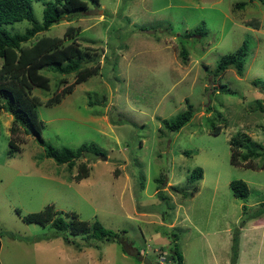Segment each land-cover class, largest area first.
<instances>
[{"label":"rangeland","instance_id":"374dc122","mask_svg":"<svg viewBox=\"0 0 264 264\" xmlns=\"http://www.w3.org/2000/svg\"><path fill=\"white\" fill-rule=\"evenodd\" d=\"M44 1L31 0L38 22ZM85 1L83 13L63 15L39 34L60 37L67 25L77 26L74 41L98 61L97 73L47 106L73 75L43 67L39 72L49 78L48 88L33 87L30 94L39 100L46 142L72 148L94 142L105 156L82 157L67 171L21 128L12 135L17 151L7 156L11 115L0 109V264H158L173 234L182 264H230L235 235V264H264V166L229 162L234 138L237 160L243 163L246 144H256L261 150L250 161L256 167L264 163V114L258 107L264 90L250 84L264 80V0ZM254 20L256 27L248 24ZM201 24L204 36L192 32ZM29 26L25 20L5 25L11 33ZM244 39L249 54L242 75L229 66L212 76L218 59ZM60 77L64 83L55 88ZM185 98L194 113L179 130H166L161 120L183 110ZM211 122L220 127L216 135L209 133ZM82 161L87 176L75 181ZM195 167L201 178L188 185L186 195L173 192L170 186L184 187ZM233 179L246 183L244 199L232 196ZM192 186L196 190L189 194ZM48 205L64 221L97 220L128 242L85 239L89 232L60 233L49 223L22 220Z\"/></svg>","mask_w":264,"mask_h":264},{"label":"trees","instance_id":"16d2710c","mask_svg":"<svg viewBox=\"0 0 264 264\" xmlns=\"http://www.w3.org/2000/svg\"><path fill=\"white\" fill-rule=\"evenodd\" d=\"M96 1L91 0L92 3ZM235 5L242 7L244 2H239ZM84 10H86L85 0L44 1L42 20L38 22L33 15L31 0H0V109L11 115V124L9 126L11 136H9L7 143V156H11L17 151V141L12 135L20 128L25 132L31 131L37 144L42 147L44 156L52 159L57 165L65 164L67 171H70L74 167L75 161L82 157H86L89 160L90 156L94 159L105 156L104 149L94 142H82L75 148L66 146L55 147L46 142L41 137L43 123L38 118L36 111L39 100L30 94V90L33 87L40 89L48 88L49 78L39 72V69L43 67L49 68L61 76L73 75V81L70 84L62 87L59 91L57 89L54 90L53 94L44 102L47 106L58 103L64 94L71 92L75 84L84 82L97 73L99 68L98 61L93 59L87 50L81 48L74 41L73 37L79 30L77 26L67 25L60 37L39 34L47 30L53 23H57L63 15L65 19H68L73 14L83 13ZM22 20L29 22L30 26L21 33H11L5 27L7 24ZM248 24H253L256 27L257 21H250ZM192 32L200 36L207 34L202 24L196 26ZM179 53L183 57L186 54L183 48ZM248 54L249 44L247 39H244L233 52L224 54L218 59L212 71V76L221 75L229 66L234 68L236 74L242 75L245 59ZM91 61L92 64L89 65L88 63ZM62 83H64V77L57 79L55 88ZM250 84L257 90H264L263 79L253 78L250 80ZM221 86V90L225 92L227 89L223 84ZM258 107L259 111L264 114V99L262 105ZM193 113L194 108L192 104L185 98V108L171 119H162L161 124L168 131H177L191 118ZM210 125L209 133L213 135L218 134L220 131L219 125H214L212 122ZM229 141V162L231 164L250 168H261L264 166V163H262L259 167H256L250 161V158L258 156V150H261L259 145L246 144V153L240 156V159L243 161L242 163L236 159L238 156L237 146L239 140L232 138ZM77 165L80 171L78 170L73 175L72 179L75 181L87 176L86 163L82 161ZM201 175V168L195 167L190 170L187 177L188 183L184 187L179 188L172 185L170 189L184 196L188 190V185L199 180ZM142 176L140 174L141 179H143ZM154 181L157 185L161 183L159 178H154ZM228 186L234 198L244 199L249 193L246 183L240 179L230 180ZM190 189L189 194H192L196 190V186H192ZM156 194L159 199H165V195L160 187H157ZM16 213H19L18 210H16ZM22 220L26 223L33 222L41 226L49 223L55 231L60 233L66 230L73 235L89 232L90 236L86 234L85 239L91 237L96 241L117 242L119 244H123V240H126L120 236V232L104 228L97 220H94L90 225L75 218L70 221H64L62 217L57 215V212L52 211L50 205L37 212L25 214ZM121 233H124V231H121ZM176 239L177 236L173 234L167 253L165 250H160L166 253L165 264H182V255L178 250L177 244H175ZM238 241L237 235L232 237L230 264H235ZM122 246L124 248V245Z\"/></svg>","mask_w":264,"mask_h":264},{"label":"built area","instance_id":"2783aa9c","mask_svg":"<svg viewBox=\"0 0 264 264\" xmlns=\"http://www.w3.org/2000/svg\"><path fill=\"white\" fill-rule=\"evenodd\" d=\"M164 256H165V253L164 252H161L160 255H159V263H162L163 262Z\"/></svg>","mask_w":264,"mask_h":264},{"label":"clouds","instance_id":"9594fccd","mask_svg":"<svg viewBox=\"0 0 264 264\" xmlns=\"http://www.w3.org/2000/svg\"><path fill=\"white\" fill-rule=\"evenodd\" d=\"M162 251H163V250H162ZM138 253H139V252H138ZM164 253H165V252H164ZM165 255H166V253H165ZM165 258H166V257L164 256V260H165ZM143 260H144V259H143ZM164 260H163V262H162V263H158V264H165V263H166V261H164ZM149 263H150V262H149Z\"/></svg>","mask_w":264,"mask_h":264},{"label":"water","instance_id":"95a60500","mask_svg":"<svg viewBox=\"0 0 264 264\" xmlns=\"http://www.w3.org/2000/svg\"><path fill=\"white\" fill-rule=\"evenodd\" d=\"M64 18L63 16L61 17V19ZM146 264H150L146 259L143 260Z\"/></svg>","mask_w":264,"mask_h":264}]
</instances>
